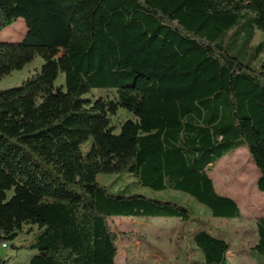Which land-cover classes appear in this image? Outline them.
Listing matches in <instances>:
<instances>
[{
  "label": "trees",
  "instance_id": "trees-1",
  "mask_svg": "<svg viewBox=\"0 0 264 264\" xmlns=\"http://www.w3.org/2000/svg\"><path fill=\"white\" fill-rule=\"evenodd\" d=\"M20 18L25 36L0 40V79L44 62L0 88V247L37 224L29 264H117L112 217L177 218L198 224L203 260L186 264H230L231 244L188 206L98 176L132 174L214 217H242L210 172L246 147L264 193V42L251 46L264 0H0V32ZM120 109L135 118L118 132ZM257 234L248 253L264 264V216Z\"/></svg>",
  "mask_w": 264,
  "mask_h": 264
},
{
  "label": "rangeland",
  "instance_id": "rangeland-1",
  "mask_svg": "<svg viewBox=\"0 0 264 264\" xmlns=\"http://www.w3.org/2000/svg\"><path fill=\"white\" fill-rule=\"evenodd\" d=\"M25 34L26 24L24 19L20 18L0 32V40H4L1 38L3 35H8L17 37L20 41ZM261 42H264V35L257 30L251 46ZM263 59L264 53L261 54L259 61ZM43 62L41 56H36L21 70H15L0 79V88L21 82L39 69ZM56 84L65 85L64 73H60ZM100 94V91L95 90L85 97L95 99ZM134 118L133 113L120 109L111 121L112 125L118 127L119 132L124 121ZM210 175L218 193L228 195L239 203L242 210L241 218L214 217L207 206L181 191L156 192L141 185L137 186L136 178L132 174L104 173L98 176V180L114 192L125 189V192L142 193L188 206L192 213L205 223L207 229L223 236L231 244V250L228 252L230 264H257L250 258L248 249L257 241V221L264 216V193L257 189L259 170L247 148L241 147L223 157L211 170ZM110 224L118 235L117 264H185L188 260L199 257L191 241V232L198 227L195 222L183 227V223L177 218L144 219L114 216ZM30 227L25 226L24 232L7 247H0V259L5 260L4 264H29L35 251L25 249L24 245L32 241L40 231L37 224L32 225L33 232H29Z\"/></svg>",
  "mask_w": 264,
  "mask_h": 264
},
{
  "label": "crops",
  "instance_id": "crops-1",
  "mask_svg": "<svg viewBox=\"0 0 264 264\" xmlns=\"http://www.w3.org/2000/svg\"><path fill=\"white\" fill-rule=\"evenodd\" d=\"M1 38H3V39H18L17 37H14V36H8V35H3ZM163 192V191H162ZM198 227H196V229H197ZM193 232V231H192ZM191 232V233H192ZM213 233V232H212ZM195 246V245H194ZM194 248H196V246L194 247ZM196 250H197V248H196ZM197 252H198V258H194V259H199V260H202V255H201V253L197 250ZM190 260H193V259H190ZM189 261V260H188ZM187 261V262H188ZM186 262V263H187ZM185 263V264H186Z\"/></svg>",
  "mask_w": 264,
  "mask_h": 264
},
{
  "label": "built area",
  "instance_id": "built-area-1",
  "mask_svg": "<svg viewBox=\"0 0 264 264\" xmlns=\"http://www.w3.org/2000/svg\"><path fill=\"white\" fill-rule=\"evenodd\" d=\"M7 246H8V244H4V245H3V247H7Z\"/></svg>",
  "mask_w": 264,
  "mask_h": 264
},
{
  "label": "water",
  "instance_id": "water-1",
  "mask_svg": "<svg viewBox=\"0 0 264 264\" xmlns=\"http://www.w3.org/2000/svg\"><path fill=\"white\" fill-rule=\"evenodd\" d=\"M0 263H1V259H0Z\"/></svg>",
  "mask_w": 264,
  "mask_h": 264
}]
</instances>
